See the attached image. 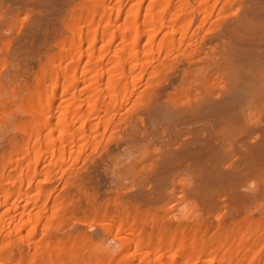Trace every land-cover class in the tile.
Segmentation results:
<instances>
[{"label":"bare ground","instance_id":"obj_1","mask_svg":"<svg viewBox=\"0 0 264 264\" xmlns=\"http://www.w3.org/2000/svg\"><path fill=\"white\" fill-rule=\"evenodd\" d=\"M14 21L0 69V264H18L21 238L44 248L42 264H264V0H0V40ZM149 148L152 190H134L131 209L89 201L78 224L97 230L50 240L73 201H55V178L72 185L77 163ZM182 172L204 211L190 224L167 191ZM221 196L231 214L215 222Z\"/></svg>","mask_w":264,"mask_h":264},{"label":"rangeland","instance_id":"obj_2","mask_svg":"<svg viewBox=\"0 0 264 264\" xmlns=\"http://www.w3.org/2000/svg\"><path fill=\"white\" fill-rule=\"evenodd\" d=\"M21 14H24V13H21ZM22 17H25V15H20L19 14V16H18V18H22ZM19 21V20H18ZM17 20H16V22L17 23H19ZM15 22V21H14ZM16 22L15 23H13V31H12V33H11V35L9 34V36L7 37V36H5L4 37V40H3V38L0 40L1 42H0V45H3V46H1V50H0V69L2 68V71L5 69H7V66H8V61L10 60L9 58H8V52L10 51V48L13 46V44H14V35H13V33H14V31L16 30V28H17V25H16ZM15 28V29H14ZM6 39V40H5ZM7 41V42H6ZM5 42V43H4ZM3 47V48H2ZM4 56V57H3ZM3 57V58H2ZM4 58H6V60H2V59H4ZM2 61V62H1ZM33 62V61H32ZM34 64V62L30 65V66H28V70H29V67H31V68H33V69H31V72H35L36 70H37V66L36 65H33ZM5 67V68H4ZM27 70V71H28ZM1 71V70H0ZM1 71V72H2ZM20 74L17 76V79L16 80H18L19 82L21 81V82H24L25 80V82H30L29 80H31V78H32V73L29 75V72H27V74H26V76H22V74H24V72H19ZM21 77V78H20ZM24 79V80H23ZM23 80V81H22ZM16 83V85H17V83L18 82H15ZM9 89H12V88H9ZM8 89V90H9ZM7 90V89H6ZM7 90V93H9L10 91L11 92H14L13 90H10V91H8ZM22 93H24L23 91H22ZM13 96V98H14V95H11V97ZM6 97H7V94H6ZM11 97H9V99L11 98ZM9 99H7L6 98V100H9ZM9 102H10V100H9ZM5 103H7L6 105L7 106H9V105H11L10 103L8 104V102H5ZM0 106H2V104H0ZM4 106H5V104L3 105V107H0V112L1 111H3L5 108H4ZM6 106V109L8 108ZM11 107V109H13V106H10ZM9 107V108H10ZM1 108H4V109H1ZM4 111H8V110H4ZM4 111L3 112H1L0 114H2L3 115V113H4ZM6 112H5V114H6ZM4 116V115H3ZM1 117V116H0ZM11 126V127H10ZM12 124L11 125H9L8 127H7V129L5 130V131H7L6 132V135L10 132L11 134H13L12 133V130H14V133L17 131V129L13 126V128H12ZM12 128V129H11ZM11 130V131H10ZM9 131V132H8ZM9 133V134H10ZM5 149H7V147L5 148ZM148 150H150V148L148 149ZM120 151V154H122V153H124V154H122V155H116V154H114V153H107L109 156L107 157L106 156V154H103L102 153V155L104 156V159H102V160H104V161H102V162H100V164L97 162L96 164H95V166H92V165H94V164H91L90 162H84V163H77L76 164V168L74 167V169L72 170V172H71V176H74L73 177V179H72V185H64L63 186V184H61L63 181H62V178L61 177H59L60 179H57V178H55L54 180H53V182L51 183L52 185H50L51 186V188H52V190L54 189V190H56V188L58 189V190H56V191H53V192H55L53 195H55V198L56 197H58L59 195H62V194H64L63 192H68V194H69V198H72L73 199V201L70 199V202H69V200H67L63 205H67L66 206V209H65V211H61L60 213H59V217L62 219V220H60V219H58V221H57V219L56 218H58L57 216L55 217L54 216V218H52L54 221H52V222H54V223H52V225L53 226H55V223L57 224V231H54L55 233L53 234V232H52V234L50 235L51 236V239L50 240H53L54 238H56L57 240H58V238H59V241L60 242H64V240H65V238L63 239V236L65 237V235H66V237H68L69 235H71V237L73 236V235H77V234H75V233H81L80 231H79V229H81L82 228V230L81 231H83V229H84V231H85V233L86 232H88V234H93L96 230H97V226L92 222V219H90L89 221H91L90 222V224L88 225L87 223H85V225H84V223L81 225L82 227H80V225L78 224V221L80 220L81 221V218L82 217H86V218H88L89 216H93V215H90V214H92L91 212H95V210H96V207H92V205L94 204L95 206H96V204H99V205H101L102 206V204L106 201V204H107V202H108V205L110 206H107V209L109 210V209H111L110 211H112L113 209H114V206L116 205V203L114 202V204H112L113 205V207H112V205H111V203H113V200H115V201H118V202H123L122 204H124V206L125 207H132L134 204H132L131 202H133L134 203V201H133V197H131V194H133L132 192H135L136 191V189L138 188V189H142V190H144V191H149V190H152V189H150V188H152V187H154L153 186V183H152V179H151V177L150 176H153V173H154V171H153V169L154 168H149V167H152V166H150L151 165V160H150V158H152L154 155V153H156V150L154 151V149H151L150 151L152 152H150V154H149V152L147 151V150H138L140 153H138L137 151L136 152H131V153H128V152H126V150L125 149H120L119 150ZM144 151L145 153H142V152ZM146 151H147V153H146ZM113 155H115L114 156V158H112L113 157ZM126 155H128V156H126ZM139 155V156H138ZM149 155V156H148ZM153 155V156H152ZM136 156V157H135ZM142 156V157H141ZM151 156V157H150ZM100 157H102V156H100ZM111 157V158H110ZM125 158V159H124ZM135 158V159H134ZM116 160V162H115V160ZM132 161H131V160ZM110 160H112V163L110 162ZM117 160H118V162H117ZM128 160H130V161H128ZM134 161V162H133ZM149 161V162H148ZM108 162V163H107ZM115 165H114V164ZM138 163V164H137ZM107 164H108V166H107ZM111 164V165H110ZM78 165V166H77ZM86 165V166H85ZM81 166V167H80ZM92 166V167H91ZM77 167H79V169L77 168ZM90 167V168H89ZM88 168V169H87ZM121 169V170H120ZM143 169V170H142ZM119 170V171H118ZM86 171V172H85ZM144 171H146V172H144ZM151 172V174H150V172ZM74 172V173H73ZM103 172H104V174H103ZM108 172V173H107ZM116 172V173H115ZM147 172H148V174H147ZM153 172V173H152ZM125 173V174H124ZM129 173V174H128ZM139 173V174H138ZM183 173V174H182ZM182 173H180L181 175H183V177L181 176V175H177V177H175L174 179L172 178L171 179V181H169L168 182V184L170 185H167V186H169V187H167V191H168V188H173L174 189V191L172 190H170L169 189V191H168V193L170 194V192H172L173 193V195L172 196H174L175 197V199H176V201L174 200V199H172L171 200V205H172V207H173V205H174V207L176 208V209H174V207H173V211H172V215H174L175 217H177V216H179L181 219V222H182V220H183V222H185V224H190V223H192L193 222V220L197 217V216H201L200 215V212H201V214L204 212L203 211V208L201 207V203H200V199H199V197L196 195V194H194L192 191H191V188H190V186H189V184H188V182L184 179L185 177H184V172H182ZM74 174V175H73ZM77 174V175H76ZM79 174V175H78ZM100 174V175H99ZM107 174H109V177H108V175ZM110 174H112V175H110ZM147 174V175H146ZM123 175V176H122ZM143 175V176H142ZM89 176H91V179H89L88 177ZM112 176V177H111ZM148 176V177H147ZM179 176H180V178H179ZM264 176V175H263ZM262 176V179H263V182H264V177ZM78 179H77V178ZM121 178H123V180L121 179ZM126 178V179H125ZM128 178V179H127ZM136 178H139V180L138 179H136ZM146 178H148V179H146ZM81 179V180H80ZM110 179V180H109ZM118 179V180H117ZM121 179V180H120ZM145 179V180H144ZM151 179V180H150ZM181 179V180H180ZM58 180L60 181V182H58ZM83 180V181H82ZM88 180V181H87ZM147 180V181H146ZM149 180V181H148ZM172 180H175V181H177V182H173ZM185 182H184V181ZM108 181V182H107ZM141 181V182H140ZM146 181V182H145ZM182 181V182H181ZM86 182V183H85ZM115 182V183H114ZM143 182V183H142ZM149 182V183H148ZM172 182V183H171ZM184 182V183H183ZM261 184L263 183V182H261V181H259ZM258 182V183H259ZM77 183V184H76ZM109 185H108V184ZM120 183V184H119ZM175 183H176V185H175ZM57 184V185H56ZM92 184V185H91ZM99 184V185H98ZM137 187H136V186ZM62 186V187H61ZM66 186V188L64 189V187ZM70 186V187H69ZM76 186H78V188L76 187ZM80 186V187H79ZM93 186H96V188L94 189H92V187ZM110 186V187H109ZM124 187V189H123V187ZM131 188H130V187ZM54 187V188H53ZM69 187V188H68ZM75 187V188H74ZM129 187V188H128ZM145 187V188H144ZM183 187V188H182ZM61 188V189H60ZM68 188V189H67ZM71 188H74V189H72V191L71 190H69V189H71ZM77 188V189H76ZM104 188V189H103ZM117 188V189H116ZM187 188V189H186ZM67 189V190H66ZM76 189V190H75ZM89 189V190H88ZM91 189V190H90ZM146 189V190H145ZM62 190V191H61ZM82 190V191H81ZM117 191V193H116V191ZM135 190V191H134ZM77 191V192H76ZM80 191V192H79ZM90 191V192H89ZM177 191V192H176ZM69 192H71L72 194H70ZM74 192V193H73ZM76 192V193H75ZM95 192L97 193V194H95ZM114 192V193H113ZM176 192V193H175ZM57 193V194H56ZM94 195H93V194ZM130 193V194H129ZM176 194V196H175V194ZM178 193V194H177ZM59 194V195H58ZM90 194V195H89ZM123 194V195H122ZM81 195V196H80ZM87 195V196H86ZM96 195V196H95ZM126 195V196H125ZM76 196V197H75ZM80 196V197H79ZM85 196V197H84ZM111 196V197H110ZM60 197L61 196H59L58 198L59 199H55V201H57V202H59V201H62L61 199H60ZM79 197V198H78ZM88 197V198H87ZM89 197H90V199L92 198V199H94L95 198V200L96 201H99V200H97V198H99V199H101V201H99L98 203L97 202H95V200H90L89 199ZM121 197V198H120ZM128 197V198H127ZM109 198V199H108ZM113 198V199H112ZM115 198V199H114ZM118 198H120V199H118ZM224 198V197H223ZM222 198V196H221V202L218 204V207L217 208H215L213 211V214H214V217H215V222H217V221H221V220H223V219H226V218H228L229 217V215L231 214V207H232V202L230 203L229 201H227L228 199L225 197L224 199ZM264 198V197H263ZM263 198H261L260 200H258V202H257V204H258V207H259V210H261V212H264L263 210H264V199ZM84 201H83V200ZM87 199V200H86ZM117 199V200H116ZM124 199V200H123ZM59 200V201H58ZM78 200V201H77ZM81 200V201H80ZM110 200V201H109ZM223 200V201H222ZM74 201H75V204H74ZM88 201V203L89 204H86V202ZM89 201H94V203H92V205H91V203L89 202ZM129 201V202H128ZM69 202V203H68ZM78 202V203H77ZM81 202H83V203H81ZM85 202V203H84ZM117 202V203H118ZM174 202V203H173ZM224 202V203H223ZM263 202V203H262ZM96 203V204H95ZM126 203V204H125ZM128 203H131V204H128ZM227 203H228V205H227ZM262 203V204H261ZM80 204V205H79ZM176 204V205H175ZM223 204H224V206H223ZM135 205H136V203H135ZM230 205V206H229ZM170 206V205H169ZM83 207V208H82ZM226 207V208H225ZM229 207V208H228ZM254 207V206H253ZM252 207V208H253ZM89 208H92V210L90 209L89 210ZM222 208V209H221ZM93 209H94V211H93ZM131 209V208H130ZM142 209V210H141ZM141 209H140V215H145V216H150V214L152 215L153 214V212L151 211V213L149 212L150 210L148 209V208H146L145 206L144 207H141ZM200 210V212L198 211V210ZM202 209V210H201ZM219 209H220V212H219ZM225 209V210H224ZM226 209H228V210H226ZM67 210V211H66ZM73 210H74V212H73ZM218 212H217V211ZM223 210V211H222ZM253 210V209H252ZM255 210V209H254ZM254 210H253V212H254ZM86 213H85V212ZM142 211V212H141ZM157 212V214H159V212H158V208H157V210H156ZM193 212V213H192ZM256 212V211H255ZM65 213H67V214H65ZM84 213L85 214H89V216L88 215H85L84 216ZM161 213V212H160ZM177 213H178V215H177ZM216 213V214H215ZM116 214V213H115ZM194 214V215H193ZM81 215V216H80ZM113 215H114V213H113ZM70 216V217H69ZM88 216V217H87ZM191 216V217H190ZM193 216V217H192ZM195 216V217H194ZM74 217V218H73ZM91 218V217H90ZM183 218V219H182ZM187 218V219H186ZM190 218H191V220H190ZM83 219V218H82ZM89 219V218H88ZM174 219V221H176L177 219L176 218H173ZM176 219V220H175ZM217 219V220H216ZM71 220V221H70ZM85 220H87V219H85ZM84 220V221H85ZM147 222H149V218L147 217L146 219H145ZM185 220V221H184ZM63 221V222H62ZM145 221V223H147ZM168 221V220H167ZM70 222V223H69ZM189 222V223H188ZM41 223H43V222H41ZM50 223H51V221H50ZM63 223V224H62ZM65 224V225H64ZM74 225V227H73V225ZM93 224V225H92ZM79 225V226H78ZM87 225V226H86ZM148 225V226H147ZM78 228H77V227ZM86 226V227H85ZM95 226V227H94ZM144 226V225H143ZM144 227H149V223L148 224H146ZM39 228H41V227H39ZM87 228H88V230H87ZM93 228V229H92ZM78 229V230H77ZM90 229V230H89ZM96 229V230H95ZM147 229H149V228H147ZM56 230V229H55ZM87 230V231H86ZM95 230V231H94ZM22 231V233H20V235H22V234H24L25 232H24V229L23 230H21ZM59 231V232H58ZM69 231V232H68ZM74 231V232H73ZM90 231V232H89ZM37 232H39V230L38 231H36V234H34V236L32 237V238H34V237H36L35 239H31V240H33L32 242H37V241H39V239H40V235H38V233ZM69 233V234H68ZM56 234V235H55ZM65 234V235H64ZM36 235V236H35ZM53 235H55V237H53ZM57 236V237H56ZM70 237V236H69ZM50 238V237H49ZM56 239H54V240H56ZM61 239V240H60ZM107 239L108 240H110V241H107ZM106 239V241H105V243H107L106 245L107 246H110L113 250V253L115 252V253H117L118 252V250H119V247H117L118 245L116 244V242H114L115 240L113 239H110L109 237ZM50 240H48L46 243H49V242H52V241H50ZM53 240V241H54ZM113 243V244H112ZM43 245V244H42ZM31 245H28L27 246V243H26V240H25V238L22 240V238L21 239H19V244H18V249H17V251H16V257L15 258H17L16 259V261H17V263L18 264H40L39 263V261H38V258L37 257H42L44 254H45V250H44V248H41V249H38L37 247V250H36V248L34 249V248H31L30 247ZM62 246V245H61ZM31 249H30V248ZM36 250L35 252H33V250ZM28 253V254H27ZM31 253V254H30ZM32 253H34L36 256H34V258L32 259V257H33V254ZM19 255V256H18ZM30 255H32L31 257H30ZM20 256H21V259H20ZM19 257V258H18ZM22 257H23V259H22ZM14 258V259H15ZM32 259V261H30V262H28L29 260L28 259ZM47 258H49L50 260L51 259H53V261L54 262H52L53 264L55 263V259L54 258H52V255L51 254H49L48 255V257ZM46 258V259H47ZM11 260L13 259V256H12V258H10ZM19 259L20 260H24L23 262L22 261H19ZM49 259H47L48 261H49ZM28 260V261H27ZM46 260V261H47ZM43 261V260H42ZM45 260H44V264H51V262L49 261V263H47ZM52 261V260H51ZM42 264V263H41Z\"/></svg>","mask_w":264,"mask_h":264}]
</instances>
